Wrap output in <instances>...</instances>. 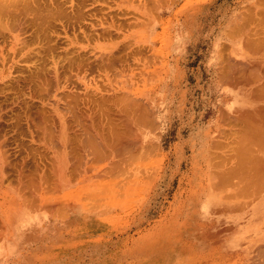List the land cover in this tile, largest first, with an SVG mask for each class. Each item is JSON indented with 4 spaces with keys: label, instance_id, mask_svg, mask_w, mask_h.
<instances>
[{
    "label": "crops",
    "instance_id": "0c3cea01",
    "mask_svg": "<svg viewBox=\"0 0 264 264\" xmlns=\"http://www.w3.org/2000/svg\"><path fill=\"white\" fill-rule=\"evenodd\" d=\"M134 5L139 10L128 20L152 23L157 40L144 52L161 53L154 62H160L162 73L143 141L158 151L159 170L145 177L142 205L129 210L126 227H118L128 231L129 240L143 241L129 249L130 261L264 264V256L256 258L264 249V88H259L264 87V42L255 40L264 38V0H135ZM243 159L248 166L262 165L247 168ZM69 165V158L55 152L42 160L0 157V264H71L73 219L82 220V214L73 217L71 201L61 198L71 189ZM252 172L258 175L253 178ZM34 191L46 198L32 200ZM28 212L36 217L25 221ZM92 223L89 229L85 221L83 229L103 236L104 223Z\"/></svg>",
    "mask_w": 264,
    "mask_h": 264
},
{
    "label": "rangeland",
    "instance_id": "374dc122",
    "mask_svg": "<svg viewBox=\"0 0 264 264\" xmlns=\"http://www.w3.org/2000/svg\"><path fill=\"white\" fill-rule=\"evenodd\" d=\"M134 1L0 0V157L47 158L55 152L71 161V189L61 198L71 201L73 217L82 214V220L73 219L77 228L71 264H134L129 249L135 241L118 227H126L129 210L142 205L145 177H154L159 170L158 151L145 148L143 141L154 108L150 99L161 81L162 65L154 58L161 53L145 54L146 44L157 36L150 32L152 23L128 20L139 10ZM73 101L76 108L70 107ZM118 109L121 116L130 110L120 118ZM109 112L114 115L109 117ZM59 113L64 119L57 117ZM123 119H130V124ZM79 121L87 127L79 126ZM110 122L115 132L119 130L117 135L111 134ZM127 124L132 128L125 145L117 139L118 133L128 131ZM122 126L127 128L120 133ZM96 131L107 134L102 138ZM92 149L100 156L93 155ZM32 194L46 198L36 191ZM35 217L28 212L23 220ZM85 221L89 229L94 227L92 222H103V236L96 238L95 230L83 229Z\"/></svg>",
    "mask_w": 264,
    "mask_h": 264
},
{
    "label": "bare ground",
    "instance_id": "6f19581e",
    "mask_svg": "<svg viewBox=\"0 0 264 264\" xmlns=\"http://www.w3.org/2000/svg\"><path fill=\"white\" fill-rule=\"evenodd\" d=\"M262 14H264V13H262ZM262 18H264V16H262ZM257 19H258V18H257ZM260 19H261V17H260ZM260 19H258V20H260ZM260 21H262V20H260ZM246 28H247V27H246ZM2 29H3V28H2ZM3 30H4V29H3ZM255 30H256V29H255ZM255 30H254V31H255ZM0 31H2V30H0ZM253 33H254V32H253ZM251 34H252V33H251ZM254 34H255V33H254ZM257 34H258V33H257ZM255 38H256V37H255ZM259 39L264 40V38H259ZM250 40L253 41L252 39H250ZM255 40H257V42H256L257 44H258V42H260V43L264 42V41H261V40L258 41L257 38H256ZM255 40H254V41H255ZM251 43H252V42H251ZM256 43H255V44H256ZM260 43H259V44H260ZM245 44L247 45L248 42L245 43ZM252 44H254V43H252ZM255 44H254V45H255ZM262 44H264V43H262ZM255 46H257V45H255ZM259 47H261V44H260ZM252 48H254V47H252ZM256 48H257V47H256ZM250 49H251V48H250ZM259 51H260V50H259ZM109 60H111V59H109ZM238 61H239V60H238ZM255 61H257V60H255ZM255 61H253V62H255ZM253 62H252V63H253ZM240 63H241V62H240ZM233 64H234V63H233ZM238 64H239V63H238ZM238 64H237V65H238ZM246 64H247V63H246ZM255 64H256V63H255ZM229 65H230V64H229ZM247 65H248V64H247ZM259 65H260V64H259ZM231 66H232V65H231ZM240 66H241V65H240ZM251 66H252V65H251ZM260 66L264 67V65H260ZM260 66H259V67H260ZM238 67H239V66H238ZM245 67H248V66H245ZM255 67H256V66H255ZM259 67H258V69H259ZM234 68H235V67H234ZM248 68H249V67H248ZM231 69H232V68H231ZM241 69H243V68H241ZM252 69H253V68H251V70H252ZM258 69H257V70H258ZM261 69H262V68H260L259 70H261ZM244 70L246 71L247 69L244 68ZM248 70H249V69H248ZM248 70H247V71H248ZM229 71L231 72V70H229ZM249 71H250V70H249ZM254 71L257 72L255 69H254ZM224 72H226V71H224ZM250 72H251V71H250ZM239 73H240V72H239ZM244 73H246V72H244ZM251 73H252V72H251ZM259 73H260V72H259ZM252 74H253V73H252ZM254 74H255V73H254ZM256 74H257V73H256ZM262 74H264V73H262ZM230 75H231V74H230ZM257 75H258L257 77L259 78V77H260L259 74H257ZM235 76H236V75H234V77H235ZM246 76H248V75H246ZM250 76L252 77L251 74H250ZM250 76H248V78H249ZM261 76H262V75H261ZM227 77H228V76H227ZM241 77H242V76H241ZM253 77H254V76H253ZM253 77H252V79H253ZM255 77H256V76H255ZM257 77H256V79H257ZM57 78H58V75H57ZM229 78H230V76H229ZM252 79H251V80H252ZM254 79H255V78H254ZM56 80H57V79H56ZM241 81H242V80H241ZM243 81H244V80H243ZM247 81H248V79H247ZM239 82H240V80H239ZM239 82H238V83H239ZM250 82H251V81H250ZM254 82H255V81H254ZM262 82H264V81H262ZM252 83H253V82H252ZM249 84H250V83H249ZM254 86H255V85H254ZM55 87H56V85H55ZM257 88H258V87H257ZM259 88L262 90V88H264V87H262V85H260ZM259 88H258V89H259ZM251 90H252V89H251ZM251 90H250V91H251ZM253 90H255V89H253ZM256 91H257V90H256ZM259 91H260V90H259ZM262 91H264V90H262ZM251 93H255V92H250V95H251ZM257 93H258V92H256V94H257ZM261 94H262V93H260V96H262ZM257 95H258V94H257ZM257 95H255V96L257 97ZM68 96H69V95H68ZM76 96H78V95H76ZM123 96H125V95H123ZM126 96H127V95H126ZM126 96H125V97H126ZM128 96H129V95H128ZM128 96H127V97H128ZM72 97H73V95H72ZM125 97H124V98H125ZM76 98H77V97H75V99H76ZM259 98H260V97H259ZM261 98H262V97H261ZM72 99H73V98H72ZM121 99H122V98H121ZM125 99H126V98H125ZM130 99L132 100V98H130ZM130 99H129V100H130ZM256 99H257V98H256ZM70 101H71V98H70ZM70 101H69V103H70ZM123 101H125V100L123 99ZM74 102H75V101H73V103H74ZM133 102L135 103V101H133ZM69 103H68V105H69ZM122 103H123V102H122ZM125 103H127V102H125ZM138 103H139V102H138ZM71 104H72V103H71ZM80 104H81V103H80ZM123 104H124V103H123ZM123 104H122V105H123ZM76 105H77V104H76ZM122 105H121V106H122ZM125 105H126V104H125ZM81 106H82V105H81ZM81 106H80V107H81ZM89 106H90V105H89ZM137 106H138V105H137ZM258 106H259V105L256 106V109H257ZM55 107H56V106H55ZM70 107H72V108H73V107L76 108V107H75V103H74L73 106H70ZM70 107H69V108H70ZM80 107H79V108H80ZM122 107H123V106H122ZM122 107H121L120 109H122ZM125 107H126V106H125ZM260 107H261V106H260ZM2 108H3V107H2ZM107 108H108V107H107ZM107 108H106V109H107ZM109 108H110L109 110L112 109L110 106H109ZM127 108H128V107H127ZM127 108H124V111H125V109H127ZM130 108H131V107H130ZM135 108H136V107H135ZM135 108H134V109H135ZM12 109H13V108H12ZM57 109H58V108H57ZM85 109H86V108H85ZM91 109H92V108H91ZM116 109H117V108H116ZM120 109H118V111H119ZM140 109H141V108H140ZM260 109H261V108H260ZM5 110H6V109H5ZM102 110H103V109H102ZM107 110H108V109H107ZM129 110H130V109H129ZM129 110H128V111H129ZM11 111H12V110H11ZM51 111H52V110H51ZM57 111H58V110H57ZM73 111H74V110H73ZM80 111H81V109H80ZM84 111H86V110H84ZM94 111H95V110H94ZM96 111H97V110H96ZM104 111H105V110H104ZM114 111H116V110H114ZM118 111H116V112H117V113H120V111H119V112H118ZM128 111H126V112H128ZM132 111H133V110H132ZM134 111L136 112V109H135ZM262 111H264V109H262ZM36 112H37V111H36ZM97 112H98V111H97ZM126 112H124V114H125ZM145 112H146V110H145ZM42 113H43V112H42ZM72 113H74V112H72ZM109 113H110V112H109ZM109 113H107V114H109ZM133 113H134V112H133ZM133 113H132V114H133ZM140 113H141V112H140ZM140 113H139V114H140ZM146 113H147V112H146ZM251 113H252V112H251ZM255 113H256V112H255ZM262 113H264V112H262ZM75 114H76V113H75ZM79 114H80V116H81V112H80ZM86 114H88V113L86 112L85 115H86ZM98 114H99V113H98ZM124 114H123V115H124ZM129 114H130V112H129ZM129 114H128V116H129ZM137 114H138V113H137ZM137 114H136V115H137ZM143 114H144V113H143ZM82 115H84V114H82ZM85 115H84V117H86ZM91 115H92V114H91ZM93 115H94V114H93ZM112 115H114V114L110 113L109 117L112 116ZM123 115L121 116V113H120V116H118V117H120V118H124L127 114L124 115V116H123ZM133 115H134V114H133ZM257 115H258V114H257ZM29 116H30V115H29ZM39 116H42V115L39 114ZM73 116L75 117V115H73ZM77 116H78V115H76V117H77ZM116 116H117V115H116ZM142 116H143V115H142ZM57 117H58L59 119H61V118H63L64 116H62V114L59 113V115H57ZM65 117H66V116H65ZM67 117H68V116H67ZM81 117H82V116H81ZM84 117H83V118H84ZM87 117H88V116H87ZM87 117H86V118H87ZM90 117H91V116H90ZM31 118H32V117H31ZM86 118H84V119H86ZM100 118H101V117H100ZM41 119H42V118H41ZM45 119H46V118H45ZM63 119H64V118H63ZM109 119H110V118H109ZM109 119H108V120H109ZM112 119H113V118H112ZM116 119H117V118H116ZM137 119H138V118H137ZM236 119H237V118H236ZM236 119H235V120H236ZM73 120H74V119H73ZM78 120H80V119H78ZM99 120H101V119H99ZM106 120H107V118H106ZM108 120H107L106 122H108ZM123 120H125V119H123ZM127 120H128V119H127ZM127 120H125V121H127ZM133 120H135V118H134ZM260 120H261V119H260ZM14 121H15V120H14ZM76 121H77V120H76ZM88 121H89V120H88ZM102 121H103V120H102ZM125 121H124V125H125V123H126ZM128 121L130 122L131 120L129 119ZM128 121H127V123L130 124ZM135 121H136V120H135ZM38 122H39V121H38ZM41 122L44 123L43 120H42ZM61 122H62V120H61ZM61 122H60V123H61ZM68 122H69V121H68ZM79 122H80V121H79ZM79 122H78V123H79ZM81 122H82V121H81ZM81 122H80V125H79V126H81V125H83V124L85 123V122H84L83 124H81ZM92 122H93V120H92ZM94 122H95V121H94ZM113 122H115V121H113ZM113 122H110V124H109V125H111V126H110V129H111L110 132H111V134L113 133L114 135H117V132H118L119 130H118L117 132H115L116 129H117V128H116L117 126H116V127H114V128H116L115 131H114V129L112 128V124H113ZM120 122H121V120H120ZM237 122H238V121H237ZM260 122H261V121H260ZM36 123H37V122H36ZM39 123H40V122H39ZM66 123H67V122H66ZM78 123H77V124H78ZM98 123H100V122H98ZM121 123H122V122H121ZM238 123H239V122H238ZM251 123H254V122L251 121ZM44 124H45V123H44ZM44 124H43V125H44ZM87 124H88V123H86V125H87ZM92 124H93V123H92ZM92 124H91V125H92ZM114 124L117 125L116 122H115ZM128 124H127V125H128ZM249 124H250V123H249ZM94 125H95V123H94ZM127 125H126V126H127ZM59 126H61V125H59ZM98 126H99V125H98ZM107 126H108V125H107ZM113 126H115V125H113ZM126 126H122V127H124V128H122V130H120V133H122L121 131H123V129L125 130V127H126ZM128 126H130V127H129V128L126 127V128L128 129L129 132H128L127 130H125V132H123V134H121V135H119V133H118V139L114 136L117 140H119L118 143L120 142L121 144H124V142H125L126 140H128V138H127L126 136L130 134V128H132L131 125H128ZM35 127H36V126H35ZM38 127H39V126H38ZM43 127H45V125H44ZM83 127H87V126L83 125ZM83 127H81V129H82ZM257 127H258V126H257ZM257 127H256V128H257ZM259 127H260V126H259ZM69 128H70V127H69ZM98 128H99V127H98ZM102 128H103V127H102ZM40 129H41V128H40ZM65 129H66V128H65ZM83 129L86 130L85 128H83ZM89 129H91V128H89ZM89 129H88V130H89ZM108 129H109V126H108ZM118 129H119V128H118ZM249 129H250V128H249ZM252 129H253V128H252ZM44 130H47V129L44 128ZM70 130H72V129H70ZM74 130H75V129H74ZM77 130H78V129H77ZM77 130H76V131H77ZM79 130H80V129H79ZM96 130H97V129H96ZM98 130H100V129H98ZM262 130H264V129H262ZM34 131H35V130H34ZM59 131H60V130H59ZM103 131H104V129H103ZM256 131H257V130H256ZM47 132H48V131H47ZM51 132H53V131H51ZM72 132H73V131H72ZM84 132H85V131H84ZM86 132H87V130H86ZM92 132H93V131H92ZM96 132L98 133V132H100V131H96ZM232 132H233V131H232ZM252 132H253V131H252ZM262 132H264V131H262ZM262 132H261V133H262ZM48 133H49V132H48ZM48 133H47V134H48ZM57 133H58V132H56V134H57ZM76 133H77V132H76ZM100 133H101V134H100V137H102V136H103L102 134H104V133H106V132H104V133L100 132ZM127 133H129V134H127ZM235 133H236V132H235ZM258 133H259V132H258ZM3 134H4V133H3ZM50 134H51V133H50ZM58 134H59V133H58ZM87 134H88V133H87ZM98 134H99V133H98ZM106 134H107V133H106ZM126 134H127V135H126ZM237 134H238V133H237ZM237 134H235V135H237ZM41 135H42V134H41ZM66 135H67V134H66ZM69 135H70V134H69ZM90 135H91V133H90ZM230 135H231V133L229 134V136H230ZM238 135H239V134H238ZM53 136H54V135H53ZM57 136H58V135H57ZM62 136H63V135H61V137H62ZM91 136H92V135H91ZM108 136H111V135H108ZM242 136H243V135H242ZM242 136H241V137H242ZM68 137H69V136H68ZM93 137H94V136H93ZM104 137H105V136H103L102 138H104ZM238 137H239V136H238ZM238 137H237V138H238ZM258 137H259V136H258ZM69 138H71V136H70ZM102 138H101V140H102ZM106 138H107V137H106ZM108 138H110V137H108ZM112 138H113V135H112V137L110 138L111 140H110V139H109V140L112 141V140H113ZM126 138H127V139H126ZM254 138H255V137H254ZM116 139H115V140H116ZM243 139H244V138H243ZM258 139H260V138H258ZM60 140H61V138H60ZM69 140H70V139H69ZM69 140H68V139H65V142H64V143H66V144H67V143H70ZM87 140H89V142H90V140H92V138H91V139H88V138H87ZM98 140H99V139H98ZM101 140H99V141H101ZM115 140H114V142H112V144H114L115 142L117 143V141H115ZM260 140H261V139H260ZM71 141H72V140H71ZM78 141H79V140H78ZM82 141H83V140H82ZM241 141H242V140H241ZM241 141H239V142H241ZM60 142H62V140H61ZM80 142H81V141H80ZM84 142H85V141H84ZM92 142H94V141H92ZM92 142H90V143L92 144ZM95 142H96V141H95ZM102 142H103V141H101L100 143H102ZM108 142H109V141H108ZM127 142H128V141H127ZM127 142H125V145L127 144ZM229 142H230V141H229ZM239 142H238V143H239ZM244 142H245V141H244ZM244 142H243V143H244ZM261 142H262V141H261ZM82 143H83V142H82ZM82 143H81V144H82ZM96 143H98V141H97ZM105 143H106V142H105ZM116 143H115V145H117ZM129 143H130V142H129ZM231 143H233V142H231ZM248 143H249V142H248ZM66 144H65V145H66ZM76 144H77V143H76ZM76 144H75V145H76ZM91 144H90V146H91ZM103 144H104V143H103ZM112 144H111V145H112ZM252 144H253V143H252ZM254 144H255V143H254ZM57 145H58V144H57ZM73 145H74V144H73ZM75 145H74V146H75ZM88 145H89V143H88ZM105 145H106V144H105ZM107 145H109V144H107ZM118 145H119V144H118ZM125 145H124V146H125ZM234 145H235V141H234ZM236 145H237V144H236ZM249 145H250V144H249ZM2 146H3V144H2ZM82 146H83V145H82ZM90 146H88V147H90ZM93 146H94V143H93ZM93 146H92V147H93ZM128 146H129V145H128ZM128 146H127V147H128ZM130 146H131V145H130ZM256 146H257V145H256ZM75 147H76V146H75ZM83 147H84V146H83ZM83 147H82V148H83ZM92 147H91V148H92ZM96 147H97V146H96ZM113 147H114V145H113ZM237 147H239V144H238ZM243 147H244V146H243ZM247 147H248V146H247ZM257 147H258V146H257ZM56 148H57V147H56ZM70 148H71V144H70ZM100 148H101V147H100ZM100 148H99V149H100ZM115 148H117V147H115ZM145 148H146V147H145ZM245 148H246V147H245ZM245 148H244V149H245ZM248 148H249V147H248ZM252 148H253V147H251V149H252ZM94 149L98 151V148L96 149V148L94 147ZM94 149H92V150H94ZM127 149H128V148H127ZM132 149H133V148H132ZM236 149H237V148H236ZM236 149H234V150H236ZM253 149H254V148H253ZM253 149H252V150H253ZM255 149H256V148H255ZM255 149H254V150H255ZM262 149H264V148H262ZM92 150H91V151H92ZM95 150L92 152L93 155H94V154L96 155V153H97V155H98L99 153L96 152ZM112 150H114V149H112ZM116 150H117V149H116ZM144 150H145V149H144ZM232 150H233V149H232ZM234 150H233V151H234ZM240 150H241V149H240ZM242 150H243V148H242ZM69 151H70V149H69ZM71 151H72V150H71ZM73 151H74V150H73ZM75 151H76V150H75ZM103 151H104V150H103ZM106 151H107V150H106ZM238 151H239V150H238ZM246 151H247V150H246ZM3 152H5L4 149H3ZM88 152H89V150H88ZM88 152H87V153H88ZM94 152H95V153H94ZM247 152H248V151H247ZM1 153H2V151H1ZM71 153H72V152H71ZM71 153L68 152L67 155L70 156ZM240 153H241V152H240ZM5 154H6V153H5ZM10 154H11V153H10ZM10 154H9V155H10ZM73 154H74V153H73ZM78 154H79V153H78ZM78 154H77V155H78ZM81 154H82V153H81ZM241 154H243V153H241ZM245 154H247V153H245ZM248 154H250V151H249ZM248 154H247V156H249ZM252 154H253V153L251 152V155H252ZM33 155H34V153H33ZM91 155H92V154H91ZM97 155H96V156H97ZM103 155H104V154H103ZM103 155H102V156H103ZM121 155H122V154H121ZM256 155H257V154H256ZM2 156H3V155H2ZM35 156H36V155H35ZM82 156H83V155H82ZM99 156H100V154H99ZM107 156H108V155H107ZM235 156H237V155H235ZM257 156H258V155H257ZM259 156H260V155H259ZM231 157H232V156H231ZM3 158H4V156H3ZM63 158H64V157H63ZM76 158H77V156H76ZM79 158H80V157H79ZM92 158H93V157H92ZM244 158H245V157H244ZM249 158H250V157H249ZM251 158H253V157H251ZM251 158H250V159H251ZM259 158H261V157H259ZM236 159H237V157H236ZM246 159H248V158L246 157ZM12 160H13V159H12ZM41 160H42V158H41ZM71 160H72V159H71ZM73 160H74V157H73ZM73 160H72V161H73ZM79 160H80V159H79ZM95 160H96V159H95ZM95 160H93V161H95ZM254 160H255V158H254ZM260 160H261V159H260ZM260 160H259V163H260ZM4 161H5V160H4ZM4 161H3V162H4ZM53 161H54V160H53ZM69 161H70V160H69ZM74 161H75V160H74ZM99 161H100V160H99ZM248 161H249V159H248ZM5 162H6V161H5ZM5 162H4V163H5ZM18 162H19V161H18ZM37 162H38V161H37ZM75 162H77V161H75ZM96 162H97V161H96ZM235 162H236V161H235ZM240 162H241V161H240ZM242 162L245 163V162H246L245 159H243ZM254 162H255V161H254ZM72 163H73V162H72ZM99 163H100V162H99ZM246 163H247V166H248V163H249V162H246ZM9 164H10V163H9ZM45 164H46V163H45ZM52 164L54 165L53 162H52ZM240 164H241V163H240ZM240 164H239L240 168H241V165L244 166L243 164H241V165H240ZM253 164H255V166L258 165V164H256V163H252V165L248 166L247 168H255ZM260 164H261V163H260ZM260 164H259L258 166H256V167H259ZM4 165H5V164H4ZM11 165H12V163H11ZM48 165H50V163H49ZM234 165H236V164H234ZM237 165H238V163H237ZM261 165H262V164H261ZM9 166H10V165H9ZM25 166H26V165H25ZM88 166H89V165H88ZM245 166H246V165H245ZM252 166H253V167H252ZM69 167H70V165H69ZM86 167H87V166H86ZM90 167H91V166H90ZM235 167H236V166H235ZM237 167H238V166H237ZM261 167H264V166H261ZM10 168H11V167H10ZM24 168H25V167H24ZM48 168H50V167H48ZM48 168H47V169H48ZM51 168H52V165H51ZM70 168H71V167H70ZM68 169H69V168H68ZM86 169H87V168H85V170H86ZM261 169H262V168H261ZM3 170H4V169H3ZM18 170H19V169H18ZM42 170H43V169H42ZM77 170H78V169H77ZM101 170H102V169H101ZM101 170H100V171H101ZM228 170H229V169H228ZM254 170H255V169H254ZM262 170H264V169H262ZM4 171H5V170H4ZM37 171H38V170H37ZM46 171H47L46 173H48V170H46ZM51 171H53V170H51ZM54 171H55V170H54ZM69 171H70V170H68V172H69ZM79 171H80V170H79ZM104 171H105V169H104ZM225 171H226V170H225ZM225 171H224V172H225ZM230 171H231V170H230ZM235 171H236V170H235ZM241 171H243V170H241ZM241 171H240V172L238 171V172L241 173ZM248 171H249V170H248ZM248 171H246V172L249 173ZM256 171L258 172V174H259L260 172H261L262 174H264V171H261V170H260V172H259L258 169H256L255 172H256ZM13 172H14V171H13ZM27 172H28V171H27ZM55 172H56V171H55ZM89 172H90V171H89ZM243 172H244V171H243ZM257 172H256V173H257ZM6 173H7V172H6ZM22 173H23V172H22ZM41 173H42V172H41ZM66 173H67V172H66ZM99 173H100V172H99ZM99 173L97 172V174H99ZM220 173H221V172H220ZM229 173H232V174H233V173H235V172H229ZM247 173H246V176L248 177ZM36 174H37V172H36ZM43 174H44V173H43ZM55 174H56V173H55ZM69 174H70V173H69ZM214 174H215V173H214ZM251 174L253 175V172L250 173L249 175H251ZM258 174H257V175H258ZM25 175H27V174H25ZM31 175H32V174H31ZM34 175H35V174H34ZM52 175H53V174H52ZM225 175H226V174H225ZM242 175H243V174H242ZM257 175H253V176H254L253 178H255V176H257ZM8 176H9V175H8ZM8 176H7V177H8ZM41 176H42V175H41ZM45 176H46V175H45ZM223 176H224V174H223ZM227 176H228V174H227ZM227 176H226V177H227ZM235 176H236V175H235ZM22 177H24V176L22 175ZM30 177L32 178V176H30ZM42 177H43V176H42ZM47 177H49V176H47ZM52 177H53V176H52ZM247 177H246V178H247ZM251 177H252V176H251ZM259 177H260V176H259ZM40 178H41V177H40ZM227 178H228V177H227ZM241 178H243V177L241 176ZM256 178H257V177H256ZM261 178H264V177H261ZM18 179H19V178H18ZM21 179H22V178H21ZM21 179H20V182L22 181ZM29 179H30V178H29ZM43 179H45V178H43ZM213 179H214V178H213ZM224 179H225V178H224ZM243 179H244V178H243ZM248 179H250V178H248ZM35 180H36V179H35ZM53 180H54V178H53ZM237 180H238V178H237ZM241 180H242V179H241ZM241 180H240V181H241ZM255 180H256V179H255ZM27 181H28V180H27ZM29 181H30V180H29ZM43 181H45V180H43ZM217 181H218V180H217ZM226 181H227V179H226ZM249 181H250V180H249ZM253 181H254V180H253ZM261 181H262V180H259V182H261ZM232 182H233V181H232ZM232 182H231V183H232ZM244 182H246L245 179H244ZM257 182H258V181H257ZM14 183H15V182H14ZM22 183H23V182H22ZM31 183H32V182H31ZM53 183L55 184L54 181H53L51 184H53ZM56 183H57V182H56ZM231 183H230V184H231ZM249 183H250V182H249ZM249 183H248V184H249ZM253 183H256V181L253 182ZM16 184H17V183H15V185H16ZM25 184H27V183H25ZM33 184H35V183H33ZM33 184H32V185H33ZM45 184H46V183H45ZM256 184H257V183H256ZM256 184H255V186H256ZM260 184H261V186H264V184H262V183H260ZM250 185H251V184H250ZM252 185H253V184H252ZM258 185H259V184H258ZM19 186H20V185H19ZM30 186H31V185H30ZM33 186H34V185H33ZM33 186H32V187H33ZM54 186H55V185H54ZM224 186H225V185H224ZM245 186H246V184H245ZM255 186H254V187H255ZM261 186H260V187H261ZM27 187H28V186H27ZM46 187H47V186H46ZM238 187H239V186H238ZM238 187H237V188H238ZM251 187H252V186H251ZM257 187H258V186H257ZM261 188H262V187H261ZM36 189H37V188H36ZM52 189H53V188H52ZM238 189H239V188H238ZM242 189H243V188H242ZM20 190H21V189H20ZM29 190H30V189H29ZM31 190H32V189H31ZM236 190H237V189H236ZM26 191H27V190H26ZM43 192H45V190H44ZM47 192H48V191H47ZM255 192H256L255 194H257V191H255ZM23 193H25V192H23ZM28 193H29V192H28ZM258 193H259V192H258ZM29 194H30V193H29ZM52 194H53V193H52ZM241 194L243 195L242 192H241ZM22 195L24 196V194H21L20 196H22ZM30 195H32V194H30ZM33 195H34V194H33ZM33 195H32V196H33ZM224 195H225V194H224ZM231 195H232V194H231ZM246 195H247V194H246ZM27 196H28V194H27ZM34 196H35V195H34ZM226 197H227V196H226ZM229 197H230V196H229ZM33 198H36V197H32V200H33ZM26 199H27V198H26ZM28 201H29V200H28ZM28 201H27V202H28ZM27 202H26V203H27ZM33 202H35V201H33ZM36 203H37V202H36ZM44 203H45V202H44ZM55 203H57V202H55ZM35 205H36V204H35ZM246 205H248V203H247ZM46 206H47V205H46ZM51 207H52V206H51ZM237 207H238V206H237ZM242 209H243V208H242ZM225 210H226V209H225ZM236 210H237V209H236ZM27 214H28V213H27ZM231 226H232V225H228L229 228H230ZM226 227H227V225H226ZM224 228H225V227H224ZM224 228H223V229H224ZM261 240H262V239H261ZM256 245H257V244H256ZM256 245H255V246H256ZM252 246H253V245H252ZM250 248H251V247H250ZM255 249H256V248H255ZM259 249H260V246H259ZM259 249H257V250H259ZM262 250H264V249L261 248V249L259 250V251H261L260 254L264 253V251H262ZM247 251H248V250H247ZM253 251H254V249H253ZM253 251H252V252H253ZM252 252H251V253H252ZM255 254H256V253H255ZM255 254H254V255H255ZM258 254H259V253H258ZM260 254H259L258 257H256V258H259V256H261V257L264 256V254H262V255H260ZM246 255H247V254H246ZM255 256H256V255H255ZM253 257H254V256H253ZM250 258H251V257H250ZM256 258H254V259H256ZM254 259H253V260H254ZM261 259H262V258H261ZM251 260H252V259H251ZM253 260H252L251 262H253ZM256 261H257V260H256ZM260 261H261V260H260ZM262 261H264V260H262ZM243 262H244V261H243ZM248 263H249V262H248ZM253 263H254V262H253ZM257 263H258V262H255L254 264H257ZM237 264H238V263H237ZM249 264H250V263H249ZM258 264H260V263H258ZM261 264H262V263H261Z\"/></svg>",
    "mask_w": 264,
    "mask_h": 264
}]
</instances>
